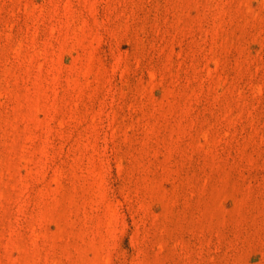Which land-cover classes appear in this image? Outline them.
Masks as SVG:
<instances>
[{"label": "rangeland", "instance_id": "obj_1", "mask_svg": "<svg viewBox=\"0 0 264 264\" xmlns=\"http://www.w3.org/2000/svg\"><path fill=\"white\" fill-rule=\"evenodd\" d=\"M0 264H264V0H0Z\"/></svg>", "mask_w": 264, "mask_h": 264}]
</instances>
